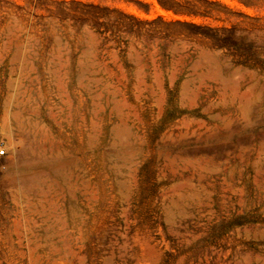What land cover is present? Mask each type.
Segmentation results:
<instances>
[{"label": "rangeland", "instance_id": "rangeland-1", "mask_svg": "<svg viewBox=\"0 0 264 264\" xmlns=\"http://www.w3.org/2000/svg\"><path fill=\"white\" fill-rule=\"evenodd\" d=\"M0 148V264H264V0H0Z\"/></svg>", "mask_w": 264, "mask_h": 264}, {"label": "built area", "instance_id": "built-area-1", "mask_svg": "<svg viewBox=\"0 0 264 264\" xmlns=\"http://www.w3.org/2000/svg\"><path fill=\"white\" fill-rule=\"evenodd\" d=\"M5 155L4 151L0 148V158Z\"/></svg>", "mask_w": 264, "mask_h": 264}, {"label": "bare ground", "instance_id": "bare-ground-1", "mask_svg": "<svg viewBox=\"0 0 264 264\" xmlns=\"http://www.w3.org/2000/svg\"><path fill=\"white\" fill-rule=\"evenodd\" d=\"M223 80V79H222ZM12 115V114H11ZM13 116V115H12ZM17 116V115H16ZM13 119H14V117H13ZM23 120V119H22ZM12 124V123H11ZM18 126V125H17Z\"/></svg>", "mask_w": 264, "mask_h": 264}]
</instances>
